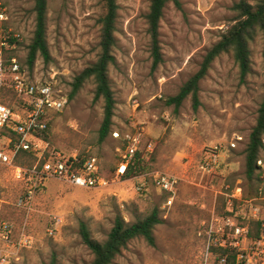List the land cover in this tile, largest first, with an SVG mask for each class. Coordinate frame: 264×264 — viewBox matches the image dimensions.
Returning <instances> with one entry per match:
<instances>
[{"label": "rangeland", "instance_id": "obj_1", "mask_svg": "<svg viewBox=\"0 0 264 264\" xmlns=\"http://www.w3.org/2000/svg\"><path fill=\"white\" fill-rule=\"evenodd\" d=\"M238 1L179 0V8L168 2L159 27L162 62L153 68L145 19L150 0H117L115 62L108 69L116 101L110 133L99 141L102 103L92 101L94 84L87 80L62 111L52 113L45 138L51 150L65 156H96L110 184L79 187L58 177L33 180L29 173L18 178L11 165L0 162V264H90L93 255L82 242L81 225L101 242L116 215L133 222L155 207L163 219L154 229L155 245L131 239L112 264H231L212 253V244L235 248L250 264H264V246L257 253L252 248L254 234L262 232L256 221L264 223V150L257 161L260 174L252 179L245 177L242 152L264 96V34L250 42L251 70L243 82L232 54L222 53L199 82L196 109L190 97L178 108L165 103L232 24ZM0 9V41L8 32L18 35L14 53L24 58L34 28L33 0H0ZM103 13L100 0H47L52 61L38 58L27 72L55 73L57 87L68 95L73 77L97 58ZM4 100L14 104L7 94ZM128 135L138 137L148 166L123 179L117 167ZM237 135L243 140L229 148ZM211 145H221L223 162L216 172L202 173L197 165ZM19 160L15 163L26 169L36 161ZM157 170L181 177L169 208L150 174ZM253 197L261 207L257 217L247 204ZM235 226L247 227L248 237H236Z\"/></svg>", "mask_w": 264, "mask_h": 264}, {"label": "trees", "instance_id": "obj_2", "mask_svg": "<svg viewBox=\"0 0 264 264\" xmlns=\"http://www.w3.org/2000/svg\"><path fill=\"white\" fill-rule=\"evenodd\" d=\"M104 13L99 18L100 34L98 42L97 58L94 62L84 67L76 74L69 83L68 102L71 101L87 80L94 84L93 102L102 103V120L98 129L99 141H102L111 131L112 117L115 110V96L111 88L108 69L109 65L115 62L113 48L115 45V23L117 18V0H100ZM168 2L180 7L179 0H150L148 12L145 14L147 33L150 37V56L152 67L156 68L162 62V51L159 39L160 21L163 10ZM237 15L231 25L224 29L220 38L205 52L198 70L192 74L179 88L175 95L166 98L165 103L178 108L181 103L190 97L193 109L199 104V82L206 75L212 62L222 53H231L238 67L239 78L243 82L251 70L250 42L261 32L264 34V0H256L250 4L247 0H239L233 5ZM34 28L29 43L26 46L24 58L18 57L15 45L20 44L19 36L8 32L5 38L8 47L5 48L6 57L17 56L23 66L30 72L36 60L42 59L44 64L52 61V56L47 44V0H33ZM0 41V42H1ZM53 117V116H52ZM47 122V129L43 132L46 138L49 132L50 121ZM264 150V96L262 97L255 118V123L248 134L247 142L243 149L244 174L247 179L259 176L260 166L257 164L261 152ZM28 156L36 160L33 153L20 151L16 157L19 163L20 157ZM85 157L76 156L73 166H81ZM120 160V158H119ZM120 162V161H119ZM33 165V164H32ZM31 165V166H32ZM119 165V164H118ZM148 162L143 153L137 150L134 157L130 159L120 174L123 179L144 173ZM232 212V211H230ZM163 223L158 208H153L143 217L136 218L133 222H127L121 215H116L113 225L103 241L95 240L85 225L80 227L82 242L87 246L93 255L90 264H112L115 257L121 252L127 243L134 238H143L150 246L155 245L154 229L158 224ZM259 226L261 222L256 221ZM251 234V233H250ZM259 230L254 238L259 237ZM212 253L218 258H224L226 263L245 264L244 260L237 262V252L233 247L211 245Z\"/></svg>", "mask_w": 264, "mask_h": 264}, {"label": "built area", "instance_id": "obj_3", "mask_svg": "<svg viewBox=\"0 0 264 264\" xmlns=\"http://www.w3.org/2000/svg\"><path fill=\"white\" fill-rule=\"evenodd\" d=\"M0 18H4L3 10L0 11ZM227 28L228 26L225 27ZM7 47V41L2 40L0 42V162L11 165L18 178H24L29 173V178L33 180L41 181L48 177H58L79 187L108 186L110 181L100 173L96 156L85 157L81 166L76 167L73 166L76 156H65L49 148L43 132L47 129V122L52 117V113L62 111L65 107L68 96L57 87L55 73H47L42 77L29 74L17 56L6 57L4 49ZM6 94L14 99V104L4 100ZM112 135L119 137L117 131H113ZM242 140V137L237 135L227 143V146L234 148L237 142ZM125 141L127 143L125 149L119 153L118 173L123 171L126 163L138 150L137 136L128 135ZM221 148V145H211L205 149L197 165L200 172L211 174L221 167L223 162ZM20 151L31 152L36 156L35 163L29 169L15 163ZM150 174L158 189L165 194L163 207L169 208L174 201L181 177L161 170ZM231 196L233 198L228 199V205L229 210L233 211L232 203L235 196L233 193ZM256 200L258 197L247 201V204L253 208L255 217L261 211ZM229 221L230 219L227 218V222ZM261 224V234L252 240V248L255 252L264 246V223ZM248 232L247 227L234 228V235L241 236L242 239L248 237ZM235 244L237 245L238 242L236 241ZM237 257L244 260L245 264L251 262L243 253H237Z\"/></svg>", "mask_w": 264, "mask_h": 264}]
</instances>
